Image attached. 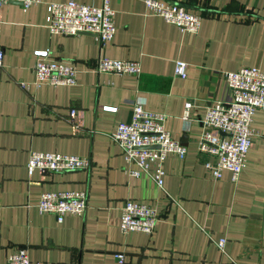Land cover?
Instances as JSON below:
<instances>
[{"label":"crops","instance_id":"0c3cea01","mask_svg":"<svg viewBox=\"0 0 264 264\" xmlns=\"http://www.w3.org/2000/svg\"><path fill=\"white\" fill-rule=\"evenodd\" d=\"M67 1L1 9L0 264L20 248L31 264H117V253L125 264H264V110L253 114L255 135L236 182L228 171L212 180L202 165L212 158L198 153L206 106L227 100L224 73L242 67L264 72V0H181L201 16L197 33L149 14L143 0H110L115 33L102 47L91 34L49 33L46 4ZM37 51L74 64L76 84L35 87ZM99 56L137 62L140 72L95 73ZM177 61L187 64L185 79L174 75ZM129 101L165 114V129L186 148L184 159H165L162 190L145 175L129 176L111 140L117 125L131 120ZM187 101L193 107L184 121ZM32 151L88 158L90 167L29 176ZM64 191L86 193L81 217L66 214L59 223L38 211L43 192ZM127 201L156 210L151 235L119 232ZM222 238L223 252L216 246Z\"/></svg>","mask_w":264,"mask_h":264},{"label":"built area","instance_id":"2783aa9c","mask_svg":"<svg viewBox=\"0 0 264 264\" xmlns=\"http://www.w3.org/2000/svg\"><path fill=\"white\" fill-rule=\"evenodd\" d=\"M147 12L162 18L182 32L197 33L201 16L190 13L181 6V0H143ZM9 3L18 4L23 10L41 3V0H0L1 9ZM46 28L51 35L74 37L80 34H91L98 39L101 47L112 40L114 12L110 0H102L100 6H89L73 0L46 4ZM37 60L33 66L35 87L49 85L54 87L74 86L77 69L72 63L49 59L48 52H34ZM4 50L0 46V68L3 65ZM187 64L175 63L174 75L185 79ZM95 73L138 75L140 66L137 62L113 60L99 56ZM227 100L217 101L206 106L202 120V131L198 140L200 157L212 158L203 160L202 165L214 181L222 177L224 171L236 182L246 162L247 152L251 146L255 131L252 127L253 114L264 110V72L256 67H242L234 72L224 73ZM131 107L130 122H120L111 140L122 152L127 166L126 173L131 177L147 176L159 189H163V163L167 156L175 155L180 159L186 156L185 146L171 138L165 129L167 116L149 112L141 101L127 102ZM193 102L184 104L183 120L189 119ZM104 111L116 112L117 108L104 107ZM72 117L76 111L71 110ZM90 167L88 158L58 154L52 152L32 151L26 164L27 173L34 172L64 173L86 170ZM41 214H51L57 222L70 214L81 217L87 207V195L84 191L43 192L36 205ZM158 221L154 208L141 202L127 201L121 208L119 232H139L151 235ZM225 239L216 242L223 252ZM117 264H125V255H114ZM6 264H31L26 249L20 248L10 254Z\"/></svg>","mask_w":264,"mask_h":264}]
</instances>
